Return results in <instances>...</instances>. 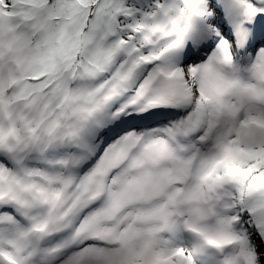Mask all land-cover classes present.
<instances>
[{
	"label": "snow or ice",
	"instance_id": "obj_1",
	"mask_svg": "<svg viewBox=\"0 0 264 264\" xmlns=\"http://www.w3.org/2000/svg\"><path fill=\"white\" fill-rule=\"evenodd\" d=\"M0 264H264V0H0Z\"/></svg>",
	"mask_w": 264,
	"mask_h": 264
}]
</instances>
